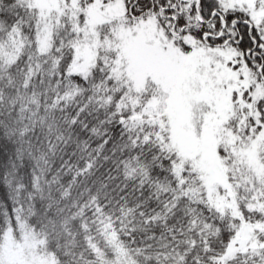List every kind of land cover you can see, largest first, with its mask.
Here are the masks:
<instances>
[{"label":"snow or ice","instance_id":"6c2138e0","mask_svg":"<svg viewBox=\"0 0 264 264\" xmlns=\"http://www.w3.org/2000/svg\"><path fill=\"white\" fill-rule=\"evenodd\" d=\"M0 264H264V0H0Z\"/></svg>","mask_w":264,"mask_h":264}]
</instances>
